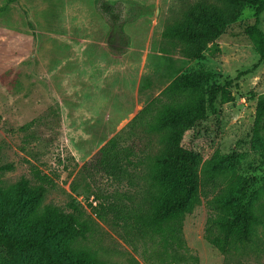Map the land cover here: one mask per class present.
<instances>
[{"label": "rangeland", "instance_id": "obj_1", "mask_svg": "<svg viewBox=\"0 0 264 264\" xmlns=\"http://www.w3.org/2000/svg\"><path fill=\"white\" fill-rule=\"evenodd\" d=\"M194 1L0 0V166L13 165L0 169V186L11 188L22 176L36 182L33 166L47 173L51 183L40 211L54 205L80 212L91 230L76 245L98 263L264 264V223L256 225L246 252L229 258L205 238L212 200L228 188L244 193L245 201L258 192L254 203L264 208V145L252 138L257 99L264 93V61L244 31L255 22L256 5L243 3L215 46L198 41L202 56L194 58L171 32L182 9ZM98 3L116 5L121 19L111 21ZM260 27L264 31V12ZM184 73L204 92L214 83L227 85L235 100L223 103L219 96L184 123L180 143L199 153L203 166L215 158L218 185L186 215V247L176 259L164 260L155 242L127 234L111 215L96 214L93 206L139 186L97 172L89 163L115 135L125 147L157 145V135L147 127L156 122L160 106L136 116L158 96L167 100L165 88ZM10 230L18 236L41 233L21 216ZM33 255L9 257L0 251V264Z\"/></svg>", "mask_w": 264, "mask_h": 264}, {"label": "trees", "instance_id": "obj_2", "mask_svg": "<svg viewBox=\"0 0 264 264\" xmlns=\"http://www.w3.org/2000/svg\"><path fill=\"white\" fill-rule=\"evenodd\" d=\"M246 2L256 5V9L255 22L244 31L264 61V31L260 27L264 0H196L182 9L171 32L186 43L188 55L201 57L198 41L215 46L225 26L236 19ZM98 9L113 22L122 17L121 9L114 4L98 3ZM191 76L188 73L177 76L164 90L167 100L163 102L158 96L136 116L149 115L155 106H160L156 122L147 127L149 134L157 135V145L150 141L136 149L134 145L125 147L120 136L115 135L89 163L97 172L119 181L127 178L139 186L107 204L93 206L96 214L102 219L111 215L113 222L127 234L155 242V250L164 260L176 259L181 248L186 247L183 238L186 215L218 185L215 158L203 166L202 156L180 143L184 123L197 110L204 113L205 103L212 106L219 96L223 103L235 100L227 85L214 83L204 92L197 89ZM186 90L190 96H186ZM252 138L264 145V93L257 99ZM12 168V164L0 166L1 170ZM203 170L207 176H202ZM32 172L36 182L22 176L11 188L0 186V251L9 257L35 253L18 264H101L88 249L76 245L91 230L80 212L54 205H46L40 211L51 178L34 166ZM257 193L245 201L244 193L228 188L224 196L212 200L213 212L206 222L205 238L226 258L235 251L246 252L254 241L256 225L264 223V208L254 203L259 199ZM17 216H21L26 226L38 228L41 233L27 236L12 233L10 224Z\"/></svg>", "mask_w": 264, "mask_h": 264}, {"label": "built area", "instance_id": "obj_3", "mask_svg": "<svg viewBox=\"0 0 264 264\" xmlns=\"http://www.w3.org/2000/svg\"><path fill=\"white\" fill-rule=\"evenodd\" d=\"M96 204V202H94Z\"/></svg>", "mask_w": 264, "mask_h": 264}]
</instances>
